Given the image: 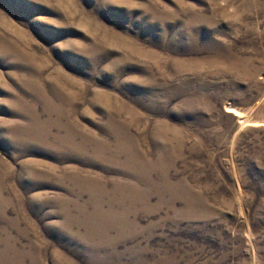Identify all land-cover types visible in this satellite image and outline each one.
<instances>
[{
    "label": "rangeland",
    "instance_id": "1",
    "mask_svg": "<svg viewBox=\"0 0 264 264\" xmlns=\"http://www.w3.org/2000/svg\"><path fill=\"white\" fill-rule=\"evenodd\" d=\"M0 183V264H264V0H0Z\"/></svg>",
    "mask_w": 264,
    "mask_h": 264
},
{
    "label": "bare ground",
    "instance_id": "2",
    "mask_svg": "<svg viewBox=\"0 0 264 264\" xmlns=\"http://www.w3.org/2000/svg\"><path fill=\"white\" fill-rule=\"evenodd\" d=\"M31 142V141H30ZM91 185V184H90ZM5 190V184L0 183V195L4 192ZM5 241V240H4ZM1 256V255H0Z\"/></svg>",
    "mask_w": 264,
    "mask_h": 264
}]
</instances>
